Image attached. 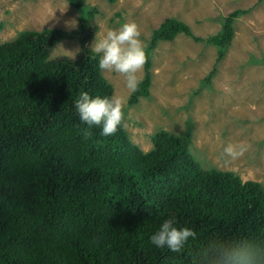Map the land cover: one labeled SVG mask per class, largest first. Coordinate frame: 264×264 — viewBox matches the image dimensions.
<instances>
[{
  "label": "trees",
  "instance_id": "1",
  "mask_svg": "<svg viewBox=\"0 0 264 264\" xmlns=\"http://www.w3.org/2000/svg\"><path fill=\"white\" fill-rule=\"evenodd\" d=\"M66 1L77 9L87 3ZM245 12L232 11L221 31L206 38L166 18L152 34L145 75L130 102L150 94L151 50L159 40L187 34L217 46L218 63ZM94 13L88 9L75 31L27 29L0 43V264H198L213 240L264 248V186L202 167L190 152L191 133L160 130L145 151L126 127L103 136L101 127L80 122L81 92L114 96L92 51ZM74 36L81 39L76 56L52 57L58 43ZM168 218L197 234L178 253L151 243Z\"/></svg>",
  "mask_w": 264,
  "mask_h": 264
},
{
  "label": "rangeland",
  "instance_id": "2",
  "mask_svg": "<svg viewBox=\"0 0 264 264\" xmlns=\"http://www.w3.org/2000/svg\"><path fill=\"white\" fill-rule=\"evenodd\" d=\"M82 9L66 0H0V43L27 29L58 27L75 31L80 17L95 9V36L134 22L144 51L152 34L169 17L189 24L196 36L219 33L225 16L246 10L235 21V37L217 63V46L180 33L159 40L151 50L152 85L148 96L131 103L122 76L103 70L114 96L125 101L124 122L134 143L148 151L152 137L166 130L192 135L190 152L205 169L232 171L264 186V0H87ZM76 23L70 27L67 22ZM95 36L92 42L95 40ZM77 48H79L77 50ZM81 39H64L52 57L76 56ZM216 68L210 82L207 78ZM145 68L141 73L142 79ZM229 143L247 145L237 159L222 155Z\"/></svg>",
  "mask_w": 264,
  "mask_h": 264
},
{
  "label": "clouds",
  "instance_id": "3",
  "mask_svg": "<svg viewBox=\"0 0 264 264\" xmlns=\"http://www.w3.org/2000/svg\"><path fill=\"white\" fill-rule=\"evenodd\" d=\"M73 21L67 22L70 27L76 26ZM140 35L134 22H125L118 29H108L103 35L95 36L91 44L93 53L100 56L99 68L122 76L129 94L139 90L146 63ZM124 106L122 97H92L87 91L81 92L75 101L80 122L89 129L101 127L103 136L114 135L118 129L126 127ZM89 135L90 132L86 131L85 136ZM246 151L247 145L243 143H229L222 155L237 159ZM190 237L195 240L196 232L188 227H177L174 218H168L151 236V243L178 253ZM198 264H264V248L248 241L213 240L201 250Z\"/></svg>",
  "mask_w": 264,
  "mask_h": 264
}]
</instances>
